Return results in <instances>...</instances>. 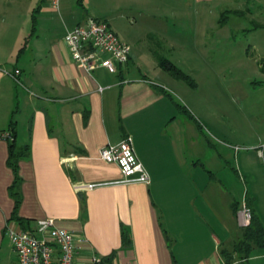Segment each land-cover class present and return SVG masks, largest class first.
I'll use <instances>...</instances> for the list:
<instances>
[{
	"label": "crops",
	"instance_id": "0c3cea01",
	"mask_svg": "<svg viewBox=\"0 0 264 264\" xmlns=\"http://www.w3.org/2000/svg\"><path fill=\"white\" fill-rule=\"evenodd\" d=\"M106 1L113 10L130 0ZM195 1L205 7L214 0ZM243 1L231 10L234 24L239 31L255 24L250 34L264 53V36L257 33L264 30V0ZM4 10L14 19H0V264H10L15 253L6 225L25 228L13 219L10 193L15 175L8 137L15 109L17 141L29 146L20 161L18 215L31 220V229L51 217L75 233L78 264H92L95 256L104 264H264V246L254 245L247 260L233 252L229 261L224 253L243 238L236 211L242 202L264 226V131L252 144L255 159L249 151L236 154L239 176L244 170L256 180L260 171V181L242 187L229 180L223 153L212 150L203 121L173 96V79L159 65L155 47L127 35L122 40L131 46L130 58L117 72H88L76 63L67 32L91 18L113 21L97 0H59L57 6L53 0H0ZM247 16L252 20L245 23ZM166 27L158 23L153 34L172 46ZM128 136L149 183L119 182L118 164L100 155L102 147ZM93 183L98 186L89 189Z\"/></svg>",
	"mask_w": 264,
	"mask_h": 264
},
{
	"label": "rangeland",
	"instance_id": "374dc122",
	"mask_svg": "<svg viewBox=\"0 0 264 264\" xmlns=\"http://www.w3.org/2000/svg\"><path fill=\"white\" fill-rule=\"evenodd\" d=\"M235 2L214 0L204 7L195 0H130L128 6L109 10L106 0H97L99 11L114 16L113 21L109 17L97 18L112 22L123 40L130 35L142 40L144 47H155L158 56L171 60L189 76L190 80L181 79L165 70L173 79L169 84L173 96L203 121L213 143L212 150L217 152L219 148L223 153L232 176L229 180L243 187L245 181H260V171L254 180L244 170H240L239 176L234 168L239 149L249 151L251 159H255L252 144L258 138L256 133L264 131V53L255 48L258 39L250 34L257 30L255 24L248 26L249 31H239L234 24L237 19L231 10ZM169 4L173 9L168 10ZM5 11H1L0 19L13 20ZM243 19L245 22L252 17ZM158 23L166 24L172 46L166 41L159 43L153 34ZM257 33L264 36L262 29ZM222 172L216 173L229 178V174ZM9 261L17 264L12 251Z\"/></svg>",
	"mask_w": 264,
	"mask_h": 264
},
{
	"label": "built area",
	"instance_id": "2783aa9c",
	"mask_svg": "<svg viewBox=\"0 0 264 264\" xmlns=\"http://www.w3.org/2000/svg\"><path fill=\"white\" fill-rule=\"evenodd\" d=\"M59 0H53L58 5ZM66 41L76 63L88 72L104 67L117 72L118 66L126 64L130 58L131 46L123 41L109 21L91 18L69 30ZM20 73L16 69L14 76ZM101 157L117 163L120 167L121 183H149L150 175L139 160L131 137L124 138L118 144H108L101 148ZM97 183L89 184L93 189ZM239 226L246 228L252 224L253 213L248 203L242 202L237 211ZM36 229L15 228L6 225L12 248L17 256V264H78L76 260V235L59 226L55 219L41 218ZM92 264H104L97 256Z\"/></svg>",
	"mask_w": 264,
	"mask_h": 264
},
{
	"label": "trees",
	"instance_id": "16d2710c",
	"mask_svg": "<svg viewBox=\"0 0 264 264\" xmlns=\"http://www.w3.org/2000/svg\"><path fill=\"white\" fill-rule=\"evenodd\" d=\"M78 1L82 3V0H78ZM158 62L159 65L164 70L168 71L173 76L181 79L190 80L189 76L186 73H184L180 68H178L177 65L174 64L171 60L164 58L162 56H158ZM16 111L17 109H15L11 115V121L9 126L10 130L8 137L10 139L8 164L13 169L15 175L14 181L10 185V193L15 198V203H16L13 219L23 224V227L29 228L30 227L29 224L31 220L25 219L24 217L18 215V209L22 201V194L19 191V186L21 183V181H19L20 161L28 155L29 146L20 145L17 141V129H16V119H15ZM238 209L239 208H236V211ZM251 209L253 213L252 224L246 228H243V238L234 245L232 252L228 250L224 251L229 261L233 259V257L231 256L233 252L238 253L239 258L247 260L252 253L254 245L264 246V226L262 225L258 216L254 213L252 207ZM25 224H27V226ZM123 236H124V242L127 243L130 241V235L128 233L125 232Z\"/></svg>",
	"mask_w": 264,
	"mask_h": 264
}]
</instances>
